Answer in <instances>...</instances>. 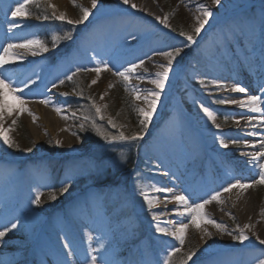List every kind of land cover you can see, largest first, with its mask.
I'll return each mask as SVG.
<instances>
[{
    "label": "rangeland",
    "instance_id": "374dc122",
    "mask_svg": "<svg viewBox=\"0 0 264 264\" xmlns=\"http://www.w3.org/2000/svg\"><path fill=\"white\" fill-rule=\"evenodd\" d=\"M46 2L55 6L58 15L64 13L67 19L75 21L81 15V12L80 14L77 12L80 7H74L72 0H46ZM150 2L152 7L159 6L160 17L174 13L169 16V19L178 21L183 30L191 32L195 26V19L191 17L187 9L179 5L177 0H151ZM113 3L118 5L120 2L113 0ZM75 4L91 10L88 20L75 26L68 24L67 20L54 19L58 23L55 21L46 23L36 19L17 17L14 23L19 26L9 31L10 26H6L3 17L0 16V49L6 47L8 43H23L34 38L40 39L46 45H52V37L58 33L59 27L65 28L67 32L71 31L73 36L72 40H61L53 49L36 56L30 55L24 49H17L20 50L19 53L24 59L10 66L14 64L21 66L14 71L6 69L5 72L21 86L24 82L28 83L29 86L24 89V92L30 96L27 100L31 101L33 106L46 98L50 100V104L37 110L35 121L29 112L23 114L14 112L3 121L5 128L13 129L9 132V136L19 146V150L10 149L0 141V230L10 226V222L18 221L19 223L17 229L8 233L3 238V242H0V264H90L91 255H96L98 262L103 257L107 264H164L167 253L173 248H180L182 256L190 250L195 251V256L188 261V264H257L259 259H264V245L259 244L257 240V237L264 239V216L260 214L264 209V185H256L249 189L257 202V208L248 217H239L235 214L229 217L217 213L213 218L217 223L225 225L227 232H234L237 225L241 228L246 224L251 225V229L246 230L249 240L244 244L233 241L232 236L227 232H221L224 242L205 243L202 240V233L204 234L203 230H207V227L205 228L202 224L200 229H196L190 225L185 234L184 245L189 241V249L186 250L184 245L180 246L173 237L157 233L155 231L157 221L152 220V215L157 214L161 227L174 229L178 226V221L187 222L189 219L187 216L181 217L174 214L177 208L173 206L175 201L168 196V192L152 191V186L167 188L174 179L166 180L170 174L159 148L160 146L171 148L177 144V139L173 136L175 128L190 127L194 134L202 138L206 136L205 128H210L216 137L228 138V147L232 146V139L240 141L234 144L232 154L223 152L222 156L231 158L235 173L242 178L243 182L250 183L258 178V168H253L247 163L248 155H241L244 153L243 148H237L239 144L244 147L243 141L246 139L243 133L239 134L240 128L234 122L236 117L233 108L229 104L213 103L216 99L226 98V95L224 90L216 87L220 84L219 74L224 70L222 69L223 60L215 55L217 50L211 47L221 39H230L234 33L243 41L245 37L242 27H247L246 22L249 20L255 21L254 34L260 35L259 21L264 0L258 4L254 0H235L225 6H214L211 10L213 16L207 23L216 24L212 36L204 39V33L208 32L204 27L200 35L195 37L196 43L185 48L174 62L156 111L147 126L149 130L143 138L137 141L105 142L90 150H83L84 146L78 139V131H84L88 127L89 131L96 135L92 128L93 123L100 129L112 127L108 123V118L110 117L113 122L116 121V113H119L121 108L114 89L125 86L117 76L112 74V71H122V69L114 59L116 52L111 55L103 46V38L100 34L102 21L91 22L90 19L98 12H102V6L91 9L88 7V0H75ZM252 4L256 5L249 10ZM15 6V0H0V7L6 8L8 18H10L9 9ZM242 7L245 11L241 13L239 9ZM123 8L126 13L135 12L127 5ZM232 12L234 18L228 20ZM142 16L138 21L141 22L143 29L136 36L135 47L148 39L151 40L147 42L145 50L136 52L139 56L143 53L146 57L157 56L166 63V60L156 53L171 50L187 42L183 37L171 33L170 28H165L150 15L142 14ZM122 17L125 16L119 14V17L113 19L108 24V30H112ZM221 21L225 23H220ZM121 31L128 32V27L123 25ZM45 37L47 39L43 40ZM128 38L133 39L132 35ZM231 46L234 48L236 57H244L246 54L256 57L264 44L260 43V47L239 49L238 43L234 41ZM222 54L226 58L228 51H223ZM101 62H107L112 71H101L99 75L95 72L83 71L89 74V85H91L88 86L84 99H80L74 91L59 88L61 85L59 81H68L66 76L71 75L77 68H94ZM152 69L155 72L159 70L157 67ZM2 71L4 70H0ZM33 80L35 83H32ZM93 80L97 83L91 84ZM201 80L204 81L203 84L200 83ZM54 84L55 87H53ZM110 84L114 87L110 88ZM131 86L135 85L130 81L129 87ZM61 93H68V95L62 96ZM88 97H92L96 105L101 107V113L105 119L101 120L96 115L95 109L91 107L92 101ZM73 99L78 100L77 105L80 108L76 110L69 108L70 101ZM60 100L64 103H59ZM39 104L42 105V103ZM134 104L136 108L145 107L139 100L134 99ZM200 104L214 110L217 114L216 123L220 125L219 129L215 128L200 111ZM105 105H107L106 108ZM55 107L65 110V113L61 111L57 114ZM260 107L263 111L264 106ZM73 112L77 114L75 117L72 116ZM84 116H87L88 120H84ZM13 120L17 121L15 125L12 123ZM81 124H84V130L80 128ZM133 126L124 123L122 119L111 130L116 129V135L123 131L127 136L128 130H132ZM97 137L101 140L100 143L104 142L101 137ZM56 141H60L61 146L57 147ZM121 143H130L131 146H127L126 151L121 148L118 150L112 148L97 152L98 148ZM51 145L57 151L55 154L48 151ZM29 148L32 149L31 152L26 151ZM131 148L135 150V166L132 170L121 174L118 188L110 192L112 193L110 203L106 201L110 186L98 187L94 180L88 181L76 193H71L62 204H56L49 199V196L54 193L52 179L55 170L60 169L64 178L63 182H69L73 179L74 169L85 164L92 169H97L98 160L104 158L107 165L112 168L111 170L118 173L127 163V153L131 151ZM214 148L219 150L217 147ZM34 149H37L38 154L32 155ZM60 149L64 153H59ZM208 154L212 160L218 159L215 152H205V155ZM3 156L12 158L14 162L8 165L2 164ZM57 161L60 162L54 163ZM219 168L216 165L218 172L215 179L223 181L231 174V170ZM137 185L147 188L150 197L158 201L151 211L143 196L140 195ZM212 185H214L213 182L208 186ZM37 194L41 195L39 206L32 203ZM113 204H115L114 207H112ZM107 205H110L112 209L109 210ZM210 206L211 203L205 208ZM180 210L183 211L181 208ZM29 213H33L36 217L34 226H41V232L37 237L31 236V228L26 222ZM208 231L217 233V229L213 226H209ZM65 244H68L69 248H65ZM93 249H99V251L93 252ZM69 251L71 255L68 254Z\"/></svg>",
    "mask_w": 264,
    "mask_h": 264
},
{
    "label": "snow or ice",
    "instance_id": "6c2138e0",
    "mask_svg": "<svg viewBox=\"0 0 264 264\" xmlns=\"http://www.w3.org/2000/svg\"><path fill=\"white\" fill-rule=\"evenodd\" d=\"M120 4L130 6L132 9L138 10V11H144V9H141L136 5L135 3H132L131 0H119ZM16 6L14 8H10V18L11 20L15 21L17 17L27 19L31 18L33 16V13L31 11L32 8H39L44 6V0H15ZM74 7H80L81 15L79 19L73 21L70 19H67L64 13L57 14L55 10V6L51 4H47L46 7L48 9H51L50 15H36L35 18L37 20H49V19H56L60 21L67 20L68 24L72 25H79L83 24L85 21L88 20L89 16L91 15V10L89 8H85L82 6H77L75 4V0H72ZM212 3L217 6L221 5V0H212ZM99 7V0H91V8L97 9ZM196 11L199 13V15H196L194 17L196 24L192 28L191 32L184 31L182 28L178 31V35L180 37L184 38V41H186V44H183L181 46H176L168 51H163L156 53L157 55H160L166 60V63L156 64L155 67H157L159 70L156 71L151 78H146L145 76H137V79L140 81H144L147 79V82L151 85H153V88L149 89H139L135 86L129 87L130 81L133 77V75L136 74L137 70L141 68L144 64V61L141 60L138 64L134 63L130 67L125 68L123 71L117 70L112 71V69L109 67V64L107 62H101L100 65L94 68H87V69H81L77 68L71 75H67L66 79L68 81H72L74 77L78 76V74L81 71H91L95 72L97 75L100 74L101 71H112V74L114 76H117L125 86V91L128 92V94L132 97H134L135 100L142 101L145 107H138L136 108V112L138 113V123H139V131L133 132L130 135H125L123 131H120L118 135H108L106 132H104L102 129L98 128L94 123L92 124V128L95 130V133L97 136L101 137L106 142H113V141H137L139 139L143 138V132L147 128L148 124L150 123L153 113L156 111L157 103L160 99L161 93L163 92L165 88V84L169 79V74L173 70V64L177 61V58L181 56V54L184 52L185 48L188 46L196 43L195 37L200 35L202 29L205 27V25L209 22V19L213 16V12L211 9L205 5L201 4L197 7ZM172 14H165L163 17L155 16V19L162 24L165 28H171L170 24L168 23L169 16ZM8 14L6 13V16ZM18 24H11L9 27V31H11L13 28L18 27ZM246 26L249 28V30H253L255 27V21L249 20L246 22ZM171 31L176 32L177 29L172 28ZM259 31L261 36L262 44H264V4L261 6V14H260V21H259ZM73 36L71 31H68L64 33L63 35H54L52 37V45L53 47H56L57 44L61 40H72ZM135 39V37H133ZM16 49H24L27 53H29L32 56H36L42 53H46L49 51L48 46L41 41L40 39H28L24 41L23 43H8L6 47H3L0 49V70H4L0 72V141L3 142L4 145H6L10 149H17L19 150V146L10 138L9 132H11L12 128H5L3 121L6 117H10L13 115V113L23 114L24 112H29V115H32L31 112L27 107H25L27 101L24 99L23 96L19 95L20 93L24 92V89L27 88L29 85L27 82L23 83V86L16 83L10 76L6 75V65H10L13 63H16L17 61H21L24 59V57L16 52ZM145 71H147L145 69ZM64 80H60L59 83L61 85L64 84ZM32 83H35L33 80ZM97 81L93 80L91 84H96ZM201 84L204 83L203 80L200 81ZM56 85L54 84L53 87ZM91 85H89L90 87ZM109 87H114V85H109ZM216 87L227 90L226 86L224 84H217ZM261 94L256 95L252 94L249 95L248 89L239 85V84H233L231 86V91L236 93H244L246 98L243 99H228V98H220L213 101L215 104L219 105H225V104H237L242 109H247L248 111L252 113L262 112L261 104H264V85H261ZM51 89H49L50 91ZM75 91V89H74ZM62 96H67L68 93H61ZM77 95L83 96V90H79L77 92ZM90 101H92L91 107L95 109L96 115L101 119H105V117L101 113V107H98L95 103V101L92 99V97H88ZM101 99H103V96H101ZM39 103L48 105L50 103L47 99H42L39 101ZM105 108L107 105L104 106ZM200 111L204 114V116L207 118L209 122L212 123V125L219 129L220 125L216 123L217 120V114L214 112V110L210 109L208 106H205L204 104H200ZM54 110L57 112V114H60L62 109L59 107H55ZM77 114L75 112L72 113V116L75 117ZM37 118L33 116V120L35 121ZM84 120H88L87 116L83 117ZM227 120V117L225 118ZM254 117H248L247 123L249 125L252 124V120ZM16 120H13V125L16 124ZM236 124H240V120H234ZM108 123L112 125V127H116V124L113 122V120L109 117ZM261 123L264 124V119L261 120ZM81 130H84L85 126L84 124L80 125ZM216 139L219 142V145L222 148L228 147V142L220 136H217ZM233 144H238L240 141L236 139H232L231 141ZM246 143V142H245ZM264 143V141H262ZM56 146H61L60 141H56ZM249 147H255V145H247ZM27 152H31L32 149H26ZM241 155H248L249 160L247 161L248 164L252 165L253 168H258L257 176L258 178L254 181L247 183V182H241L240 180H235L234 182L228 183L226 186L223 187L222 192H231L233 189H238L240 191H247L250 188L255 187L256 185H264V160H261V157H264V151H259L256 153H241ZM123 158V154H122ZM167 175V173H165ZM69 185L65 183L61 188L60 192L61 194L66 193L68 191ZM137 189L139 190L140 195L143 196L145 202L147 203L149 211L153 207H155L158 203V201L152 197H150L149 192L147 188L137 185ZM152 191L154 192H172L173 190L170 188H163V187H155L152 186ZM221 191H217L214 195H212L208 199H204L200 203H189V198L184 194H176L172 197V200L175 201V203L183 208V211L180 210V207H178L175 211V215L177 216H187L189 219L187 222L184 221H178L177 227L174 229H169L167 227H161L159 224V215L153 214L152 220L157 221V224L155 226V231L157 233L163 234L164 236H171L175 240L179 242L180 246H183L185 243V234L188 227L191 225L192 227L196 229H200L202 224H208L212 225L217 229L219 232H227L226 226L217 223L215 220L209 218L205 214V206L212 203L213 201H216L217 203H223L221 200ZM50 200H56L57 196L55 193L51 194L49 196ZM33 204L39 206L41 204V195L37 194L35 199L32 201ZM261 216H264V209L261 210ZM231 215V214H229ZM232 219H235V217H232ZM18 221L10 222V226H5L3 230H0V242H3V238L8 235V233L13 232V230L17 229L18 227ZM251 225L246 224L241 228L239 225L236 226V229L234 232H227L228 235L232 236L233 241H238L240 244H244L245 241L249 240V236L246 234V230L251 229ZM205 236H211V233L208 232L206 229L203 230ZM91 239V237H89ZM257 240L259 244L264 245V239H259L257 237ZM65 248H69L68 244L64 245ZM103 247V245H101ZM93 252H98L99 249H93ZM180 252V248H173L167 253V257L165 259L164 264H176V262L173 260V257L177 255V253ZM71 255V251L68 253ZM193 256H195V251L190 250L186 254H184L179 259V264H188V261L192 260ZM90 264H107V261L103 259V257L100 258L98 262V258L96 255H91ZM257 264H264V259H259Z\"/></svg>",
    "mask_w": 264,
    "mask_h": 264
},
{
    "label": "bare ground",
    "instance_id": "6f19581e",
    "mask_svg": "<svg viewBox=\"0 0 264 264\" xmlns=\"http://www.w3.org/2000/svg\"><path fill=\"white\" fill-rule=\"evenodd\" d=\"M150 1L151 0H131L132 3H135L139 8L144 9V11H138L132 9L129 6V8L132 11L134 10L136 13L134 11V13L125 12V17H122V19H120V21L114 25L112 30H108V24L111 23V21H113V19L116 17H119V10H121L124 5L120 3L115 5L113 0H99V5L102 6L103 10L101 13L98 12L90 18L91 22L95 20L102 21V27L100 26V34H102L103 46L107 48L111 55L116 52L114 59L118 62V66L120 69H122V71L134 63L138 64L141 60L144 61L143 66L137 70L136 74L133 75L131 79V82L139 89H149L153 88V86L149 85L147 79L142 82L137 79V76L151 78L155 73L152 67H155L156 64L163 63L162 60L157 56L146 57L145 53L139 56V53L136 52L145 50L147 48V42L151 40L148 39L146 42L139 43V45H136L137 47H135V42H137L136 36L138 35L139 31L143 29L141 28L142 24L138 21V19L143 17L142 14L150 15L153 18H155V16H159V6L152 7ZM234 1L235 0H221V5L225 6L227 3H233ZM88 2V7L91 8V0H88ZM177 2L179 5L187 9L192 18H194L196 15H199L196 9L201 4L207 5L211 10H213L214 6H217L212 3V0H177ZM5 9L6 8L4 7H0V16L3 17L4 24L6 26H10L14 23V21L6 16ZM17 19L18 18H16V20ZM129 20L132 22L130 23ZM123 25L128 27V32L121 31ZM242 32L243 36L245 37L243 41H241L239 36L234 33L230 38L232 42L230 39H221L220 41L214 43V46L211 47L212 49L217 50L215 55H217L219 58H222L223 60L224 67L222 69L224 70L219 74V81L220 84H224L226 86L227 90H222L225 91L226 98L228 99L246 98L244 93H236L231 91V86L233 84H239L247 88V94L249 95L261 94V85H264V46L261 49L259 55L256 57H251L248 54H246L244 57L234 56V48L231 46L234 41L238 43L239 49H244L245 47H260L259 45L262 43L261 38H259L260 35L254 34V29L249 30L248 27H242ZM129 35H132V37H135V39L128 38ZM130 40L132 42H130ZM218 45H221V47ZM15 51L18 53L20 52V50L17 49ZM223 51H228L226 58H224V55L222 54ZM20 66L21 65L14 64L11 66L7 65L5 67L9 71H14ZM145 69L147 71H145ZM19 95L23 96L27 101L25 107H27L31 112L32 115L30 116H36L38 109L40 110L42 107L47 106L45 104L40 105L39 103H36L37 107L33 106L32 102L27 100V98H30L28 94L23 92ZM59 103L64 102L60 100ZM229 105L233 108L236 120H240L239 134L243 133L246 139L243 141L244 147L242 144H239L237 145V148H243V152L245 154L264 151V143H262V141H264V124L261 123V120L264 119V110L262 112L252 113L247 109L240 108L237 104ZM261 105L264 106V104ZM62 112L65 113V110H62ZM248 117H254L251 125L247 123ZM201 123L203 122L201 121ZM205 132L206 136L202 138V136L194 134L190 127L179 129L175 128L173 130V136L177 139V144L171 148L160 146L159 152L161 155H163L168 167V172L170 174L169 178L166 180L169 181L170 178H174L167 187L173 190L172 192H168V196L171 198L176 194H184L189 198L190 204L200 203L204 199L210 198L217 191L222 192L223 187L230 182H234L235 180H240L243 182L242 178L237 176L235 173L233 162L228 157L225 158L224 155L222 156L223 152L232 151L234 144H231L232 146L230 147L222 148L221 146H218L219 142L210 128H205ZM220 137H223L226 141H228L226 136ZM245 142L247 145H255V147L246 146ZM214 147L219 148V150H216ZM208 151H211V153L215 152L218 159L216 158V160H212L208 154L206 160L204 161L203 158L206 156L205 152ZM236 159H239V157H236ZM1 160L3 161L2 164L6 165L14 162L12 158L7 156L1 157ZM261 160H264V157H261ZM216 165H218L221 170L229 168L231 170V174L228 177H225L223 181H215L214 185L212 186L204 185V183H206V179L212 180L216 177L218 172ZM200 183H202L201 186H199ZM221 200L223 203H217L216 201H213L209 208L204 209L205 214L209 218L213 219L216 217L217 213H221L223 216L229 217H231L233 214L239 217H248L253 212H255L257 208V202L249 189L247 191L233 189L231 192H222ZM173 206L176 208L180 207L176 203ZM180 208L183 209L182 207ZM26 222L31 228V236L37 237V235L41 232V226H34V222H36L35 215L33 213H29L26 217ZM203 225L205 228L207 227V231L209 226H212L208 224ZM210 233L211 236H205L202 233V240H204L205 243H208L209 241L211 243H216V241L224 242L221 232L217 231V233ZM218 235L220 236L217 237Z\"/></svg>",
    "mask_w": 264,
    "mask_h": 264
},
{
    "label": "trees",
    "instance_id": "16d2710c",
    "mask_svg": "<svg viewBox=\"0 0 264 264\" xmlns=\"http://www.w3.org/2000/svg\"><path fill=\"white\" fill-rule=\"evenodd\" d=\"M47 4L48 3L46 2V0H44V6L39 7V8H32L31 11L33 13V16L30 19H36L35 18L36 15H40V16L50 15L51 9H48L46 7ZM77 8H79V7H77ZM77 12H78V14H80V10ZM38 21L39 22L45 21L46 23H53L55 21V23H58V21L54 20V18L49 19V20H42L41 19ZM168 23L171 24L170 31L172 28L177 29L176 32H173V31H171V32H173L177 36H179L178 31L181 29V24L178 21H176L175 19H171V18L168 20ZM64 29L65 28L59 27L58 33H56V35H63L64 33H66L67 31H65ZM184 31H186V30H184ZM187 32H189V31H187ZM46 39H47V37H45L43 40H46ZM47 46H48L49 50L54 48L53 45H47ZM88 76H89L88 73L81 71L78 74V76L73 78L72 81H65L63 85H59V88L60 89H68L70 91H74V89H75V91H74L75 93H77L79 90L82 89L83 90V96L78 95V97L80 99H84L86 97V93H87L89 81H90ZM84 81L86 83H84ZM114 94H116L118 104H119V102L121 104V108H120L119 113H116V121H114V123L116 124V123L120 122L122 119H124V123L129 124L131 126L134 125L132 130H128L129 131L128 135L132 134L133 132L139 131V123H138L139 117H138V113L135 110L136 106L134 104L133 97L130 96L128 94V92L125 91V87H123V86H122V88L118 86L116 89H114ZM77 104H78V100L73 99L70 101L69 108L72 110H76V109L80 108V107H78ZM84 106H86V104ZM83 108H85V107H83ZM111 128L112 127H110V128L106 127V128H103L102 130L110 136L116 135V133H115L116 129H114L112 131ZM148 130H149V128H146L142 135L144 136L148 132ZM78 139L81 142V144L84 146L83 150H90L91 148L98 147L100 145H103L106 142L104 140V142L100 143L101 140H98V137L96 135H93L92 132L89 131L88 127H86L84 131H78ZM127 146L130 147L131 146L130 143L114 144V145L107 146L104 148H100V149L98 148L97 152L104 151V150L108 151V150H111L112 148L116 149V150L121 148V149H125V151H126ZM48 151L51 154H55L57 152L54 149L53 145H51L48 148ZM58 152L61 154L64 153V151L62 149L58 150ZM94 152H96V151H94ZM36 154H38V151H37V149H34L32 152V155H36ZM127 154H128L126 157L127 163L123 166V168L118 173H114L111 170L112 168H110L107 165L106 160L104 158L98 160L99 166L97 169H92L91 166H89L88 164L81 165V167L74 169L73 175H72L73 179L69 182L68 181L63 182L64 178H63V175H62V172L60 171V169L55 170L53 172V179L52 180H53L54 193L56 194L57 199L54 200V202L59 203V202L64 201L71 193L76 192L83 185H86L88 183V181L94 180L97 183L98 187L106 186V185L110 186L108 189L109 194H107V196L105 195L106 201L108 203H110L111 202L110 196H112V193H110V192L116 191V189L118 188V186L120 184L119 180H120L121 174L125 171L132 170L135 166L136 156H134L135 155L134 148H131V151H129V153H127ZM58 162H60V161H57L54 163H58ZM52 163H53V161H52ZM65 183H67L69 185L68 191L66 193L61 194L60 188ZM114 205L115 204H113L112 207H114ZM112 207L110 205H107V208L109 210H111ZM115 213H116V211H115ZM188 243H189V241L184 245V248L186 250L189 249ZM181 256L182 255L179 252V253H177V255L175 257H173V260L176 263H179V259Z\"/></svg>",
    "mask_w": 264,
    "mask_h": 264
}]
</instances>
